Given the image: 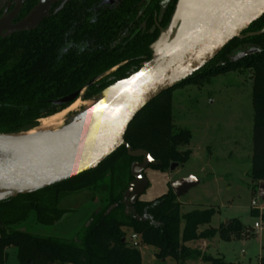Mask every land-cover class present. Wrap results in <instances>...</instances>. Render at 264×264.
Segmentation results:
<instances>
[{
  "label": "trees",
  "instance_id": "1",
  "mask_svg": "<svg viewBox=\"0 0 264 264\" xmlns=\"http://www.w3.org/2000/svg\"><path fill=\"white\" fill-rule=\"evenodd\" d=\"M98 1L74 0L51 11L34 28L7 32L0 38V135H20L37 129L38 122L64 111L66 106L56 102L79 90L84 91L83 101H98L106 88L137 72L151 59L150 46L159 36L158 27L163 30L168 26L174 7L160 20L156 17L158 0L146 6L144 0H116L112 9L93 13L92 7ZM35 5L36 0H24L15 22L26 17ZM13 6L9 0L5 11H11ZM263 27L264 16L251 24L243 36ZM247 45L256 52L234 60L238 50ZM243 71H250L252 79L249 178L254 184L263 183L264 33L234 39L203 69L153 100L129 125L125 144L132 151L149 153L159 162L153 168L185 164L191 152L180 148L189 145L190 134L174 130L171 93L188 86L199 87L219 75ZM75 103L85 106L80 100ZM139 161L128 157L122 146L93 170L35 194L0 203V264H6V250L10 247L16 249L18 264H141L139 251L130 248L125 240L127 230L140 237L141 246L153 248L157 260L222 264L186 244L215 237L228 241L231 234L243 233L239 223L222 233L209 227L216 214L212 209L181 214L171 189L151 202L129 201L125 222L104 217L101 211L92 213L77 233L81 238L76 235L72 240H61L14 229L29 217L45 227L59 224L70 212L57 209L58 202L83 190L101 186L107 190L106 202L126 200L132 181L130 168ZM104 181L108 182L105 187Z\"/></svg>",
  "mask_w": 264,
  "mask_h": 264
},
{
  "label": "water",
  "instance_id": "2",
  "mask_svg": "<svg viewBox=\"0 0 264 264\" xmlns=\"http://www.w3.org/2000/svg\"><path fill=\"white\" fill-rule=\"evenodd\" d=\"M8 1L0 0V16ZM23 1L14 0V8L0 17V38L7 32L30 30L46 18L49 3L40 0L23 21L13 25ZM167 2L162 0V4ZM263 16L264 0H177L167 29L150 46L151 59L137 72L106 88L100 99L76 115L72 123L52 134L0 135V203L93 170L122 146L128 157L141 159L131 165L132 181L125 194L130 204L138 201L147 187L144 172L158 167L159 162L125 144L129 125L153 100L203 69L231 41L263 34L264 27L243 36ZM254 52L239 53L234 60ZM83 92L79 90L55 104L68 108ZM178 167V163H171L168 172ZM197 185L195 179L188 178L172 182L170 188L179 199ZM258 196L264 200V183L258 185Z\"/></svg>",
  "mask_w": 264,
  "mask_h": 264
},
{
  "label": "rangeland",
  "instance_id": "3",
  "mask_svg": "<svg viewBox=\"0 0 264 264\" xmlns=\"http://www.w3.org/2000/svg\"><path fill=\"white\" fill-rule=\"evenodd\" d=\"M252 48V45H247L236 54L245 53ZM83 96L84 93L81 101ZM87 101L90 106L95 103L94 99L83 102ZM88 108L78 105L76 110H68L62 126L72 123L76 115ZM171 117L175 131L189 132V145L180 148V151H190L191 155L185 164L172 173L168 172V168H148L144 172L147 187L139 200L154 201L171 189L172 182L195 179L198 185L184 197L177 199L180 213L212 209L216 214L211 220L210 228L224 233L238 222L243 233L231 234L228 241L215 237L191 243L187 247L199 251L204 257L219 260L222 264H264V200H260L258 196L259 183L254 184L249 178L253 128L251 72H231L211 78L199 87L188 86L174 90L171 93ZM105 185L108 182L104 181L103 186ZM118 190L119 188L115 189V194ZM106 199L107 190H102L101 186L83 190L58 202L57 209L70 212L59 224L45 227L36 224L29 217L14 229L38 236L72 240L76 235L81 238L77 233L86 224L91 213L101 211L104 217L109 215L110 218L125 222L129 216L130 197L115 204L106 202ZM252 202L255 207L251 206ZM227 222L229 225L225 226ZM255 223H261L260 232L254 230ZM153 251V248L147 246L140 248L142 264H178L170 259L164 263L160 260L152 261ZM6 253V264H18L14 247L8 248Z\"/></svg>",
  "mask_w": 264,
  "mask_h": 264
},
{
  "label": "flooded vegetation",
  "instance_id": "4",
  "mask_svg": "<svg viewBox=\"0 0 264 264\" xmlns=\"http://www.w3.org/2000/svg\"><path fill=\"white\" fill-rule=\"evenodd\" d=\"M13 2H14V0H12ZM48 3H49V5H48V14H47V16L49 15V13L51 12V11H53V10H56L57 9V7H59L58 9H60V8H62L64 5H66V4H68V3H70V2H72V1H74V0H46ZM76 1H79V2H85L86 0H76ZM92 1H95V0H92ZM152 0H149V1H147V0H144V6H146V5H148L150 2H151ZM39 2H40V0H36V5L33 7V9L29 12V14L38 6V4H39ZM176 3H177V0H169V2H167L166 4H162V0H158V9H157V14H156V17H159L160 18V20H162V18H163V15L165 14V13H167V12H169L170 11V9H171V7H174V9H173V12L172 13H174V10H175V6H176ZM7 5V4H6ZM115 5H116V0H99L98 1V3L96 2V4H94V6L92 7V12L93 13H98L99 11H106V10H109V9H112L113 7H115ZM14 6H15V3H14ZM14 6H13V8H14ZM6 7V6H5ZM10 11H5V8H4V10L2 11V13H1V16L0 17H2V16H5V15H7L8 13H9ZM20 13V12H19ZM28 14V15H29ZM27 15V16H28ZM173 15V14H172ZM172 15H171V17H172ZM18 16V15H17ZM26 16V17H27ZM46 16V17H47ZM26 17H24L21 21H23ZM17 18V17H16ZM170 20H171V18H170ZM170 20H169V23H170ZM16 21V19L13 21V25L14 24H17V23H19V22H21V21H19V22H15ZM169 25V24H168ZM168 27V26H167ZM158 29L160 30V33L161 32H163V30L160 28V27H158ZM167 29V28H166ZM165 29V30H166ZM164 30V31H165ZM160 33H159V35H160ZM139 162H141V159H140V161Z\"/></svg>",
  "mask_w": 264,
  "mask_h": 264
},
{
  "label": "bare ground",
  "instance_id": "5",
  "mask_svg": "<svg viewBox=\"0 0 264 264\" xmlns=\"http://www.w3.org/2000/svg\"><path fill=\"white\" fill-rule=\"evenodd\" d=\"M78 100H80V99H78ZM81 102H83V101H81ZM87 102H84V105L87 107H91L89 104L90 102H88V103ZM69 107H68L69 109L66 108L67 110L64 109L63 112H60L58 114H54L51 117L45 118L42 122H40L37 129L32 130L28 134H34V133L52 134V133L58 132L60 127L62 126V124L66 120V117L68 116V110L69 111H71L72 109L76 110L78 107V104L73 103Z\"/></svg>",
  "mask_w": 264,
  "mask_h": 264
},
{
  "label": "built area",
  "instance_id": "6",
  "mask_svg": "<svg viewBox=\"0 0 264 264\" xmlns=\"http://www.w3.org/2000/svg\"><path fill=\"white\" fill-rule=\"evenodd\" d=\"M251 206L252 207H255V203L252 202L251 203ZM260 215V214H259ZM254 230L257 231V232H260L262 230V226H261V223H255L254 226H253ZM127 233V236H126V242L128 244V246L132 249H135V250H140V248L142 247L141 246V241H140V237L136 234H133L131 233L130 231L129 232H126Z\"/></svg>",
  "mask_w": 264,
  "mask_h": 264
},
{
  "label": "crops",
  "instance_id": "7",
  "mask_svg": "<svg viewBox=\"0 0 264 264\" xmlns=\"http://www.w3.org/2000/svg\"><path fill=\"white\" fill-rule=\"evenodd\" d=\"M126 232H127V231H126ZM206 241H207V240H206ZM189 245H190V244H186V246H189ZM155 253H156V252L153 251L152 256H151V257H152V258H151L152 261L157 260V259L154 258ZM167 260H169V259L163 260V261H161V262L164 263V262H166ZM186 263H187V262H186ZM141 264H142V259H141Z\"/></svg>",
  "mask_w": 264,
  "mask_h": 264
}]
</instances>
